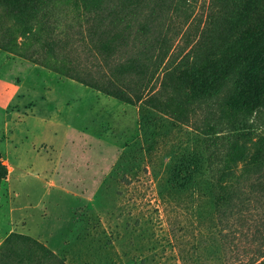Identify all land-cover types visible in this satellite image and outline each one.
Listing matches in <instances>:
<instances>
[{
  "label": "trees",
  "instance_id": "16d2710c",
  "mask_svg": "<svg viewBox=\"0 0 264 264\" xmlns=\"http://www.w3.org/2000/svg\"><path fill=\"white\" fill-rule=\"evenodd\" d=\"M196 1L0 0V21L11 22L0 30V50L137 108L140 127L157 112L194 128L210 171V194L197 198L208 199L219 237L239 222L245 239L264 243V221L250 225L253 211L264 214V0H209L204 17L194 14ZM37 52L53 63L34 59ZM132 149L133 158L119 157L105 189L127 182L130 163L142 160L143 148ZM186 163L183 156L175 173L183 174ZM7 175L0 158V186ZM80 225L58 254L11 233L0 246V264H67ZM101 236L112 243L85 264H144L141 256L109 251L119 233ZM256 252L255 263L264 264V250Z\"/></svg>",
  "mask_w": 264,
  "mask_h": 264
},
{
  "label": "rangeland",
  "instance_id": "374dc122",
  "mask_svg": "<svg viewBox=\"0 0 264 264\" xmlns=\"http://www.w3.org/2000/svg\"><path fill=\"white\" fill-rule=\"evenodd\" d=\"M208 1L197 0L194 14L204 17ZM4 25L11 22L0 21V30ZM22 42L18 37L16 43ZM39 53L34 59L53 63ZM85 61V66L91 63ZM140 118L135 107L0 50V158L7 172L14 169L0 186V246L15 233L58 254L81 224L72 246L75 257L69 256L67 264L91 262L101 244L112 243L101 231L122 236L108 247L110 252L141 256L144 264H256L262 241L245 239L241 231L246 228L239 222L220 238L210 222L203 137L157 112L141 127ZM134 145L144 153L134 167L129 162L128 183L105 189L119 157L133 158ZM183 156L185 171L175 173ZM185 176L187 181L179 184ZM199 193L206 197L199 200ZM262 210L252 212L250 225L261 226Z\"/></svg>",
  "mask_w": 264,
  "mask_h": 264
},
{
  "label": "crops",
  "instance_id": "0c3cea01",
  "mask_svg": "<svg viewBox=\"0 0 264 264\" xmlns=\"http://www.w3.org/2000/svg\"><path fill=\"white\" fill-rule=\"evenodd\" d=\"M36 153V152H35ZM45 153V152H44ZM1 156H3L2 154H1ZM8 156V154L7 155H5V157H7ZM50 162V161H49ZM50 164V163H49ZM54 169V168H53ZM13 168H11L9 171H8V180H9V175L13 172ZM59 171H58V169H57V171L55 172V175H57V173H58ZM52 175H53V172H52ZM51 175V176H52ZM49 180H50V183H52V180H51V178H48ZM47 179V180H48ZM47 186H48V184H46ZM46 187V186H45ZM53 187V186H52ZM55 187V186H54ZM12 194V193H11ZM10 194V190H9V196H10V198H11V201H10V204L8 205L9 206V211H10V216H11V214H13V210H14V207H13V201H12V195ZM7 209V208H6ZM7 215V214H6ZM11 218V217H10ZM1 226H2V224H1V220H0V237H2L3 235H1V232H4L3 230H2V228H1Z\"/></svg>",
  "mask_w": 264,
  "mask_h": 264
}]
</instances>
